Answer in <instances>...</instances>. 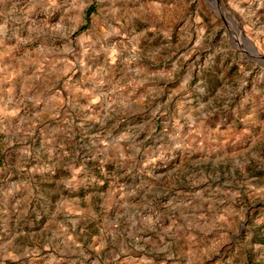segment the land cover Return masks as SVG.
Returning <instances> with one entry per match:
<instances>
[{
    "label": "rangeland",
    "instance_id": "374dc122",
    "mask_svg": "<svg viewBox=\"0 0 264 264\" xmlns=\"http://www.w3.org/2000/svg\"><path fill=\"white\" fill-rule=\"evenodd\" d=\"M0 87V264H264V0H0Z\"/></svg>",
    "mask_w": 264,
    "mask_h": 264
},
{
    "label": "trees",
    "instance_id": "16d2710c",
    "mask_svg": "<svg viewBox=\"0 0 264 264\" xmlns=\"http://www.w3.org/2000/svg\"><path fill=\"white\" fill-rule=\"evenodd\" d=\"M93 12V8L91 7L89 10H88V15L90 14V13H92Z\"/></svg>",
    "mask_w": 264,
    "mask_h": 264
},
{
    "label": "crops",
    "instance_id": "0c3cea01",
    "mask_svg": "<svg viewBox=\"0 0 264 264\" xmlns=\"http://www.w3.org/2000/svg\"><path fill=\"white\" fill-rule=\"evenodd\" d=\"M6 79H9V78H6ZM11 79H13V77H12ZM11 82H12V81H11ZM6 88H7V86H6ZM0 90H1V87H0Z\"/></svg>",
    "mask_w": 264,
    "mask_h": 264
}]
</instances>
